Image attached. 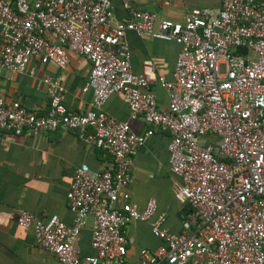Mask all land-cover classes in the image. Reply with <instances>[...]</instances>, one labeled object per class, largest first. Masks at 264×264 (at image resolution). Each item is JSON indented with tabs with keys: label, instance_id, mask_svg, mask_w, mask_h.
<instances>
[{
	"label": "built area",
	"instance_id": "2783aa9c",
	"mask_svg": "<svg viewBox=\"0 0 264 264\" xmlns=\"http://www.w3.org/2000/svg\"><path fill=\"white\" fill-rule=\"evenodd\" d=\"M126 32L178 46L169 79L155 76L150 60L131 70ZM68 51L89 63L81 86L88 108L69 111L59 78L44 76L43 113L0 95V132L71 131L110 162L99 171L74 168L64 195L70 224L17 210L15 222L31 229L33 243L54 264H130L124 231L138 221L162 244L139 248L137 264H264V1L221 0L174 21L145 10L113 20L110 0H0V73L31 77L30 62L61 70ZM150 83L165 91V106ZM112 94L128 120L144 122L142 133L103 110ZM154 130L169 136L174 197L188 207L176 234L162 227L154 198L141 210L129 201L133 155ZM88 218L90 251L79 254L74 243Z\"/></svg>",
	"mask_w": 264,
	"mask_h": 264
},
{
	"label": "crops",
	"instance_id": "0c3cea01",
	"mask_svg": "<svg viewBox=\"0 0 264 264\" xmlns=\"http://www.w3.org/2000/svg\"><path fill=\"white\" fill-rule=\"evenodd\" d=\"M221 0H110L113 20L126 17L132 10H145L157 16L181 21L187 10L195 7H218ZM264 1V0H262ZM130 51V67L140 72L141 62L150 60L155 76L170 78L178 46L159 39L138 37L126 32ZM68 64L64 69L30 62L33 75L0 73V95L6 101H18L39 113L45 111V87L40 83L44 76L58 77L64 89V105L72 112L85 111L91 99L81 86L89 70L86 59L67 52ZM158 106L166 104V93L153 83L149 84ZM103 110L119 121H127L130 130L142 133L146 125L140 119L128 120L127 110L119 94L110 95ZM216 142V139L209 137ZM169 136L154 130L142 146L135 150L128 186L129 201L141 210L148 198H154L156 212L163 214L162 227L169 233L180 231L188 207L178 202L174 192L179 179L168 167L167 143ZM110 162L93 144L80 141L75 133L56 129L37 135H12L0 132V264H54L52 254L33 243L30 228L16 224L18 209H25L44 219L56 215L70 224L72 214L65 207L64 195L73 170L85 164L91 171L106 168ZM91 219L75 240L79 254L89 253ZM127 238L126 257L130 264H137L139 248L153 250L162 241L150 233L146 222H130L125 227Z\"/></svg>",
	"mask_w": 264,
	"mask_h": 264
}]
</instances>
